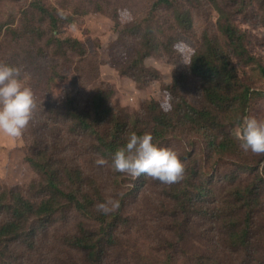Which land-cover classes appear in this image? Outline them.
<instances>
[{
	"label": "rangeland",
	"instance_id": "obj_1",
	"mask_svg": "<svg viewBox=\"0 0 264 264\" xmlns=\"http://www.w3.org/2000/svg\"><path fill=\"white\" fill-rule=\"evenodd\" d=\"M33 1L0 0V22L5 23L0 37V64L19 67L36 99L33 119L22 137L0 135V192L16 189L27 198H33L34 193L29 192V188L38 181V176L27 156L54 155L65 165L80 169L88 182L100 191L102 202L108 198L118 200V210L123 209L127 218L135 216L137 219L133 227L120 228L117 236L122 248L110 249L101 264H208L207 260L210 264H264V186L261 187V207L251 229V247L236 251L224 245L222 233L211 231L207 219H192L186 225L185 220L176 217L171 196L173 190L185 185L189 168L200 174L202 184L198 186H205L206 192L214 193L210 198L224 205L225 210L233 205L229 200L233 186L244 188L253 181L249 174L239 171L237 165L249 156L250 161L258 163L261 177L264 155L245 152L246 157L242 158L222 157L207 150L197 135L175 133L158 144L179 153L186 165L184 178L169 185L146 176L145 185L138 189L143 181L139 183L137 178L114 172L112 159L97 149V141L105 140L114 124L109 117L102 126L96 127L94 114L98 95L113 114L124 112L130 118L131 130L137 132L140 129L135 119L149 118L145 109L152 101L166 103V92L170 102L176 103L177 95L196 109L203 107L201 82L190 75L189 64L206 38L209 42L217 40L225 47L214 8L206 2L199 7L190 6L186 0H171L175 2V9L156 5L159 0H41L55 16V19L43 20L32 10ZM222 1L227 0H217L218 4ZM176 9L191 13L194 20L191 31L178 29ZM263 14L255 4L234 19V25L246 36L250 55L256 60L251 67H239L238 77L251 89V95L253 93L248 116L258 119H264ZM26 15L34 17L36 26L45 32L37 45L16 42L9 35L10 27L20 26ZM65 16L74 22L64 23ZM56 20L60 25L57 32L52 30ZM149 33L150 38L155 37L153 50L158 43L165 48L161 47L159 53L153 52L144 61V67L157 71L160 79L140 87L124 71L131 72L130 63L146 44ZM69 39L77 40L80 46L49 45L53 40ZM170 41L174 44L172 48ZM168 48L170 51L166 52ZM73 117H85L92 128L88 131L77 128L79 122ZM101 157L108 161L106 166L96 164ZM235 173L237 181L232 186ZM7 218V214H0V223ZM82 220L74 213L56 216L53 226L37 238L35 246L38 248L28 250L19 242L10 243L5 251V262L2 260L0 264H90L85 253L75 252L65 244V239L75 234Z\"/></svg>",
	"mask_w": 264,
	"mask_h": 264
},
{
	"label": "trees",
	"instance_id": "obj_2",
	"mask_svg": "<svg viewBox=\"0 0 264 264\" xmlns=\"http://www.w3.org/2000/svg\"><path fill=\"white\" fill-rule=\"evenodd\" d=\"M186 1L190 6L199 7L206 2L214 8L218 14L219 32L225 41V47L222 48L217 40L209 42L206 38L203 47L193 55L189 64L190 75L201 82L205 104L202 108L196 109L187 101L180 100L177 95L176 103L170 102L169 94L166 92V103L158 104L152 101L145 109L149 118L135 119L140 129V132H137L131 130L130 118L124 112L113 114L104 106L101 95H98L94 114L96 127L102 126L109 117L114 121L106 139L97 141L99 143L97 149L109 159H113L116 149L125 145L127 142L125 139L133 132L137 135L151 132L156 143L165 141L175 133H180L181 136L197 135L212 154L231 158L246 157L239 146L240 141L235 137V130L243 118L248 116L247 111L253 93L251 95V89L241 83L238 68L251 67L256 60L250 55L246 46V36L234 25V19L255 4H258L264 13V0H227L220 4L217 0ZM163 4L167 8L175 9V2L171 0H159L156 3L158 6ZM31 8L43 20L55 19L50 8L41 0L33 1ZM182 10H175V22L179 30L189 32L193 28L194 20L190 12ZM262 17L264 22V14ZM34 21V17L26 15L20 26L10 27L9 35L16 42L28 41L32 45H37L43 40L45 32L36 26ZM63 21L71 24L74 22L71 17L66 16ZM52 25V30L57 32L59 22L56 20ZM4 31L5 23L0 22V37ZM149 35L150 33L146 37V44L130 63L131 72L124 71V74H129L140 87L148 86L160 79L157 71L144 67V61L151 57L153 52L159 53L160 48L165 46L158 43L153 50L151 45L155 37L150 38ZM55 44H59L61 48L64 44L80 46L77 40L72 39L53 40L49 45ZM172 46L174 44L170 41V48ZM165 50L170 51L169 48ZM173 88L175 89V85ZM74 119L79 122L77 128L85 131L92 128L85 117ZM27 161L38 176V181L33 182L29 188V192L34 193L33 198H27L16 189L0 192V214H7L8 217L0 223V262L2 260L5 262V251L10 243L19 242L28 250L38 248V245L37 247L35 245L39 235H45L55 223L56 216L68 213H74L83 220L78 223L75 234L65 239L66 247L78 253H85L89 257L88 263L101 264L110 249L122 248L117 232L123 226L133 227L137 223L135 216L127 218L123 215V209L107 215L98 211L96 205L102 203L103 198L100 191L88 182L80 169L65 165L62 159H57L54 155L43 156V153H40L39 158L27 156ZM237 168L244 174H249L253 181L244 188H235L233 186L237 181L235 173L236 180L229 194V200L233 205L227 206L225 210L224 205L210 198L214 193L206 192L205 186H198L202 181L201 176L189 168L186 170L188 179L185 185L177 191L173 190L171 195L176 206V217L185 220L186 225L192 219L204 221L207 219L212 226L211 231L218 230L222 233L225 237L224 245L234 251L251 247V229L261 207V187L264 186V175L260 177L258 163L250 161L249 156L246 160L242 159ZM224 178L228 180V175ZM137 180L139 183L143 181L138 186V189H141L147 177L141 176ZM193 181L197 183L194 184ZM142 224L144 225V221ZM207 261L210 264V261Z\"/></svg>",
	"mask_w": 264,
	"mask_h": 264
},
{
	"label": "clouds",
	"instance_id": "obj_3",
	"mask_svg": "<svg viewBox=\"0 0 264 264\" xmlns=\"http://www.w3.org/2000/svg\"><path fill=\"white\" fill-rule=\"evenodd\" d=\"M35 108L34 91L22 78L21 69L0 64V135L21 138L33 119ZM235 137L244 152L250 150L256 155H264V119L244 117L235 130ZM96 164L106 166L108 161L101 157ZM111 168L133 178L147 176L170 185L184 178L186 165L172 147L154 142L151 132L142 135L133 132L128 135L126 144L116 149ZM96 207L107 215L118 210L119 201L108 198Z\"/></svg>",
	"mask_w": 264,
	"mask_h": 264
}]
</instances>
